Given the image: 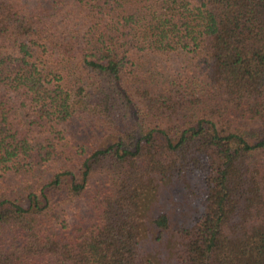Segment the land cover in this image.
Returning a JSON list of instances; mask_svg holds the SVG:
<instances>
[{"label":"trees","instance_id":"1","mask_svg":"<svg viewBox=\"0 0 264 264\" xmlns=\"http://www.w3.org/2000/svg\"><path fill=\"white\" fill-rule=\"evenodd\" d=\"M193 172L173 264H264V0H0V264H153Z\"/></svg>","mask_w":264,"mask_h":264},{"label":"rangeland","instance_id":"2","mask_svg":"<svg viewBox=\"0 0 264 264\" xmlns=\"http://www.w3.org/2000/svg\"><path fill=\"white\" fill-rule=\"evenodd\" d=\"M174 183L179 187L176 193L172 191L175 190ZM201 193V176L198 172L148 186L147 192L138 200L140 217L143 214L149 219L153 217L152 212L161 211L167 214L170 228L164 231L165 235L160 240H157L154 234L144 238V242L139 246L144 258L153 264H173L174 254L179 248V237L174 228L190 226L195 213L201 207ZM147 228L146 223L141 224L142 230Z\"/></svg>","mask_w":264,"mask_h":264}]
</instances>
